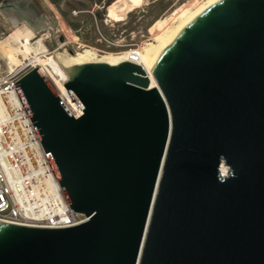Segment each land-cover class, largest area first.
Instances as JSON below:
<instances>
[{"label": "water", "instance_id": "water-1", "mask_svg": "<svg viewBox=\"0 0 264 264\" xmlns=\"http://www.w3.org/2000/svg\"><path fill=\"white\" fill-rule=\"evenodd\" d=\"M150 69L72 67L78 117L39 67L14 83L87 219L0 220V264H264V0L213 4Z\"/></svg>", "mask_w": 264, "mask_h": 264}, {"label": "built area", "instance_id": "built-area-1", "mask_svg": "<svg viewBox=\"0 0 264 264\" xmlns=\"http://www.w3.org/2000/svg\"><path fill=\"white\" fill-rule=\"evenodd\" d=\"M51 29L54 34L59 31ZM33 67L24 61L0 75V177H7V184H0V220L38 227L73 226L87 217L70 207L14 84Z\"/></svg>", "mask_w": 264, "mask_h": 264}, {"label": "rangeland", "instance_id": "rangeland-1", "mask_svg": "<svg viewBox=\"0 0 264 264\" xmlns=\"http://www.w3.org/2000/svg\"><path fill=\"white\" fill-rule=\"evenodd\" d=\"M31 1L34 2L39 15L50 23L48 27L36 30L29 25L27 19L21 16L18 11L4 9L0 5V75L11 70L6 49L9 45H14L13 38L10 35L16 28L24 30L27 26L34 31L35 34L30 41V53L32 55L36 53L42 59L60 55L54 50L50 39L52 35L56 38L60 35L65 37L64 49H66V55L76 54L87 48L89 49V56L98 59L104 55H123L131 48L153 42V26L158 20L166 19L177 12L185 14L186 9L206 0H144L141 5L129 11L132 12V16L129 17L128 12L126 17L120 20L110 14V6L114 0L106 7V16L102 22L107 28V33L102 32L101 23L97 19L90 18L88 15L82 17V27L75 31L71 28L59 7L50 0ZM92 1L71 0L76 6L89 7V10H86L89 13L86 14H90L93 10L99 8V6L92 4ZM62 8L67 9L65 1L62 3ZM75 12L73 10L71 14L77 16V11ZM12 18L16 19V23L13 22ZM51 25H54L59 31L53 34L50 28ZM18 54L22 57L21 53ZM24 61L27 62L28 60Z\"/></svg>", "mask_w": 264, "mask_h": 264}, {"label": "bare ground", "instance_id": "bare-ground-1", "mask_svg": "<svg viewBox=\"0 0 264 264\" xmlns=\"http://www.w3.org/2000/svg\"><path fill=\"white\" fill-rule=\"evenodd\" d=\"M219 1L220 0H206L204 2H198L195 6L186 9L185 14L177 12L166 19L158 20L153 26V42L145 43L139 46V48H131L123 55H104L98 59L89 56V49L87 48L82 52L76 54L71 53L69 55L65 54L66 49L56 50L60 55L42 59L36 53L35 55L30 53V41L35 34L34 31L27 26L24 30L16 28L10 35L13 38L14 45H9L6 49V55L10 62V69H13L14 66L23 64L24 60L30 61L35 67L41 66V73L57 91L66 108L73 115L79 116L82 113V108L78 103L73 101L71 95L64 86L69 78V71L72 67L85 62L100 61L117 64L123 60L130 59L143 66L150 77V86H155L156 80L150 68L165 54L181 32L197 16ZM143 2L144 0H115L110 6V14L116 19H123L129 11L141 5ZM12 20L16 23L15 18H12ZM18 53H21L22 57H20ZM221 168L223 171H227V167L224 164L221 165ZM0 184H7V177H0Z\"/></svg>", "mask_w": 264, "mask_h": 264}, {"label": "trees", "instance_id": "trees-1", "mask_svg": "<svg viewBox=\"0 0 264 264\" xmlns=\"http://www.w3.org/2000/svg\"><path fill=\"white\" fill-rule=\"evenodd\" d=\"M54 3L59 9L61 10L63 16L66 18L67 22L71 26V28L75 31H78L82 27V17L89 16L90 18L97 19L102 26V32L107 33V28L102 23L105 16H106V7L110 5L114 0H93L92 4L99 6V8L93 10L90 14H86V10H89V7L83 6L79 7L76 6L71 2V0H50ZM65 1L67 5V9L62 8V3ZM77 11V16H73L71 14L72 11ZM85 13V14H84ZM129 17L132 16V12H129ZM126 17V16H125ZM120 20V19H117Z\"/></svg>", "mask_w": 264, "mask_h": 264}, {"label": "flooded vegetation", "instance_id": "flooded-vegetation-1", "mask_svg": "<svg viewBox=\"0 0 264 264\" xmlns=\"http://www.w3.org/2000/svg\"><path fill=\"white\" fill-rule=\"evenodd\" d=\"M1 6L4 9H9L11 11H18V13L21 16L27 19L29 25L36 30H41L49 26L48 24H44V18L41 17L39 13L36 11L35 4L31 0H28V3L27 0H17L11 2L4 1V3H2Z\"/></svg>", "mask_w": 264, "mask_h": 264}, {"label": "crops", "instance_id": "crops-1", "mask_svg": "<svg viewBox=\"0 0 264 264\" xmlns=\"http://www.w3.org/2000/svg\"><path fill=\"white\" fill-rule=\"evenodd\" d=\"M3 8V7H2Z\"/></svg>", "mask_w": 264, "mask_h": 264}]
</instances>
